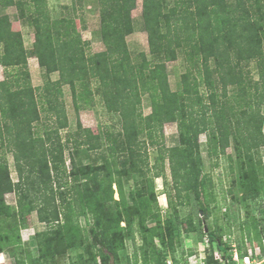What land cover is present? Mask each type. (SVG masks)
Instances as JSON below:
<instances>
[{
	"label": "trees",
	"instance_id": "16d2710c",
	"mask_svg": "<svg viewBox=\"0 0 264 264\" xmlns=\"http://www.w3.org/2000/svg\"><path fill=\"white\" fill-rule=\"evenodd\" d=\"M137 1L98 0L106 51L88 55L89 42L83 40L76 21L54 19L46 0H0V7H16L20 19L34 28L33 51L46 80L43 88L33 86L29 69L33 54L25 48L22 33L13 30L10 18L1 16L0 65L6 77L0 81V224L2 217H13L5 200L12 191L18 214L36 212L40 222L53 226L39 234L41 254L33 264H54L62 249L78 250L84 244L89 262L80 255L77 264H120L126 241L137 247L136 232L143 242L145 264H181L176 246L183 248L185 229L195 232L200 242L209 239L203 264H219L213 244L228 264H237L222 234L206 232L204 226L213 215L214 183L203 171L199 137H208L210 151L217 156L226 154L233 143L241 186L247 196L261 198L264 181L257 173L263 165L254 161L253 152L264 147V0H143L151 60L142 53L135 61L127 37L135 31L132 12ZM179 52L189 66L182 75V90L173 92L167 63L176 61ZM253 62L261 71L257 81L247 71ZM54 73H59V80L51 79ZM92 81L98 83L96 93L106 110L119 117L120 131L93 135L79 121L77 132L69 134L66 143L60 134L69 125L60 101L62 87L70 86L75 102L80 98L90 104ZM143 95L151 99L147 116L142 113ZM42 100L47 106L41 105ZM168 123L177 124V146L166 145ZM70 143L78 150L97 151L103 162L78 165L72 158L69 168L65 151ZM148 146L157 153L151 165ZM7 152L13 155L16 183L3 155ZM167 167L173 192L165 193L168 210L163 212L155 181L169 184ZM132 175L143 179L129 205L123 179ZM223 200L227 220L234 226L239 220L237 205L226 195ZM185 206L192 218L181 217L179 209ZM192 214L198 216L197 223ZM79 218L92 225L88 235ZM149 220L155 222L151 228L146 224ZM252 227L264 254L258 223ZM8 239L0 232V253ZM140 260L136 250L128 263ZM182 264H189L188 259Z\"/></svg>",
	"mask_w": 264,
	"mask_h": 264
},
{
	"label": "rangeland",
	"instance_id": "374dc122",
	"mask_svg": "<svg viewBox=\"0 0 264 264\" xmlns=\"http://www.w3.org/2000/svg\"><path fill=\"white\" fill-rule=\"evenodd\" d=\"M47 6L50 10L51 16L56 18H72L76 21L78 30L81 33L83 40L89 42L86 48L88 55L101 53L106 51V46L102 40L101 34V16L100 6L98 0H46ZM8 16L12 22L14 31L21 32L23 35L25 48L33 55H30L29 69L31 72L32 83L34 87L43 88L46 84L44 78L43 69L39 65L38 58L34 55V42H35V30L32 26L25 24L19 17V12L16 7H0V17ZM132 19L135 26L133 34L127 37V45L129 51L132 53V57L137 61L139 54L144 53L147 58L151 60V52L148 43V34L145 29L143 19V0L137 1L136 9L132 12ZM2 45H0V49ZM188 64L185 61V55L181 52L178 53L176 61L167 63V73L169 76L170 87L173 92H179L182 90V75L187 72ZM13 71V69L11 70ZM250 76L254 80H260V73L258 65L253 62L247 69ZM6 77V70L0 65V81ZM51 79L59 80V73L51 75ZM98 83L92 81V89L94 95L92 97L93 103L87 104L77 99L74 101L73 93L70 86L65 85L62 87V96L60 101L64 102L66 113L69 121L67 128L61 129L60 134L64 140H67L69 134H74L78 130L79 121L83 127L92 130V134L103 135L105 131H112L115 134L120 131L119 117L110 114L103 103L102 97L97 91ZM231 90V88H230ZM82 92V87L77 84V93ZM41 105H44V101H41ZM78 105V106H77ZM142 113L147 116L151 113V99L149 95L142 96ZM264 114V107L262 108ZM42 127V126H41ZM44 128H40L42 132ZM165 138L166 145L173 147L179 145V134L176 123H168L165 125ZM264 130V129H263ZM264 132V131H263ZM143 141L149 142L147 137L143 136ZM67 143V142H66ZM65 143V144H66ZM200 152L203 158V171L205 174L212 176L214 183V195L210 200V207L212 210V217L204 222V226L209 230H218L222 234V240L224 244L230 246V252L234 254V258L237 255V264H245L239 256V253L250 258V264H264V254H262V243L257 239L252 227L255 222L258 223L260 236L264 237V193H261V198L254 199L247 196V191L240 184L239 165L237 162V155L234 149L233 143L227 149L224 155H213L210 151V145L208 137L203 134L199 137ZM147 152L150 157V165L155 161L157 155L156 149H152L151 146L147 147ZM8 161L11 170L12 183H16L18 175L14 166L13 155L10 152L3 154ZM97 151L88 152L86 148L80 150L73 148L72 143L68 145L65 151V157L67 166L71 168V159L73 158L78 165L98 164L103 162L98 160ZM254 161L261 162L263 167H260L257 173L259 180L264 181V147L260 150L253 152ZM125 158V157H124ZM167 177L169 180L168 185H164L162 179H157L156 192L158 194L159 205L162 211H167L168 200L165 195L166 192L172 193V181L170 177V169L166 168ZM142 176L132 175L124 177V191L127 197V203L131 205V194L138 191L142 186ZM148 180L151 178V173L146 176ZM147 188V187H146ZM116 191L114 199L118 201L120 199L117 193V186L114 185ZM231 190L232 194H227V191ZM147 195V191L145 192ZM227 196L228 201L234 199L237 209L239 220L234 226L228 222L223 206V198ZM8 207L11 208L13 217L10 219H4L2 217L0 232H4L9 235L7 243L3 245V251L0 253V264H33V260L40 256L39 241L41 236L45 232L52 231L53 226L46 225L40 222L36 212L31 214H18L17 197L14 192L8 191L5 197ZM114 207V206H113ZM180 214L182 218L191 217V209L189 207H181ZM166 214V213H165ZM195 223L199 221L198 216L192 214ZM192 218V217H191ZM79 224L85 235L90 233L92 225H88L84 218H79ZM245 222H248L244 224ZM92 224V221H91ZM148 228L155 225L154 221H148ZM125 227L126 223L121 224ZM247 227H250L252 240L248 238ZM182 238L184 246H176V257L182 264L184 258L188 259L189 264H202L206 257L205 249L209 244V239L205 237L204 242H200L195 232H189L185 229L182 232ZM126 249L120 252V264H129V259L133 257L134 252L137 250L138 258H140L139 264H145L142 260V247L140 233L136 232V246L131 241H126ZM162 248L160 245H158ZM264 246V242H263ZM214 255L219 264H228L222 257V254L213 244ZM61 248V247H60ZM88 245H83L78 250L62 249L57 253L54 260V264H77L81 259L79 256L84 257V261L89 262V256L86 253ZM164 252L166 250H163ZM240 251V252H239ZM192 252V253H190ZM190 253V254H189ZM169 262L172 258H167Z\"/></svg>",
	"mask_w": 264,
	"mask_h": 264
},
{
	"label": "built area",
	"instance_id": "2783aa9c",
	"mask_svg": "<svg viewBox=\"0 0 264 264\" xmlns=\"http://www.w3.org/2000/svg\"><path fill=\"white\" fill-rule=\"evenodd\" d=\"M236 259H237V255L235 256L234 260L237 261ZM243 262H244L245 264H250V258H249L248 256H246V257L243 259ZM202 264H203V263H202Z\"/></svg>",
	"mask_w": 264,
	"mask_h": 264
},
{
	"label": "water",
	"instance_id": "95a60500",
	"mask_svg": "<svg viewBox=\"0 0 264 264\" xmlns=\"http://www.w3.org/2000/svg\"><path fill=\"white\" fill-rule=\"evenodd\" d=\"M205 228H206V232H207V227L205 226Z\"/></svg>",
	"mask_w": 264,
	"mask_h": 264
},
{
	"label": "crops",
	"instance_id": "0c3cea01",
	"mask_svg": "<svg viewBox=\"0 0 264 264\" xmlns=\"http://www.w3.org/2000/svg\"><path fill=\"white\" fill-rule=\"evenodd\" d=\"M2 67V66H1Z\"/></svg>",
	"mask_w": 264,
	"mask_h": 264
}]
</instances>
